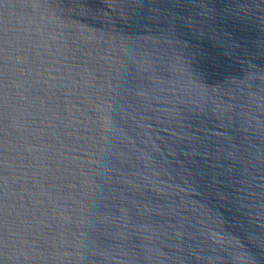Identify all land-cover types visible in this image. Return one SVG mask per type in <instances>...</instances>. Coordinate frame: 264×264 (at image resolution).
I'll use <instances>...</instances> for the list:
<instances>
[{
	"label": "water",
	"instance_id": "1",
	"mask_svg": "<svg viewBox=\"0 0 264 264\" xmlns=\"http://www.w3.org/2000/svg\"><path fill=\"white\" fill-rule=\"evenodd\" d=\"M0 264H264V0H0Z\"/></svg>",
	"mask_w": 264,
	"mask_h": 264
}]
</instances>
